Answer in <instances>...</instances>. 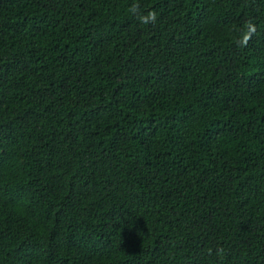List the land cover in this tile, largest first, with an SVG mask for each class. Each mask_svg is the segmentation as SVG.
Here are the masks:
<instances>
[{"label": "trees", "instance_id": "obj_1", "mask_svg": "<svg viewBox=\"0 0 264 264\" xmlns=\"http://www.w3.org/2000/svg\"><path fill=\"white\" fill-rule=\"evenodd\" d=\"M0 264H264V0H0Z\"/></svg>", "mask_w": 264, "mask_h": 264}]
</instances>
